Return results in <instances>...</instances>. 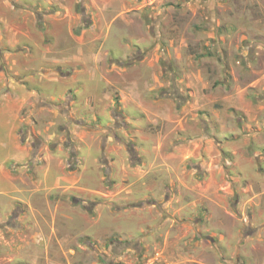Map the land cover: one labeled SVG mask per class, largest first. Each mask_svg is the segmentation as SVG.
<instances>
[{
    "label": "rangeland",
    "instance_id": "rangeland-1",
    "mask_svg": "<svg viewBox=\"0 0 264 264\" xmlns=\"http://www.w3.org/2000/svg\"><path fill=\"white\" fill-rule=\"evenodd\" d=\"M3 167L0 264H264V0H0Z\"/></svg>",
    "mask_w": 264,
    "mask_h": 264
},
{
    "label": "crops",
    "instance_id": "crops-1",
    "mask_svg": "<svg viewBox=\"0 0 264 264\" xmlns=\"http://www.w3.org/2000/svg\"><path fill=\"white\" fill-rule=\"evenodd\" d=\"M8 173L5 172V168L3 167L2 169H0V186L3 188H7L9 187V190L5 191V194L9 193L10 190H14V187L12 185H8ZM2 177V178H1ZM1 180H5L4 182H1ZM7 181V182H6Z\"/></svg>",
    "mask_w": 264,
    "mask_h": 264
}]
</instances>
